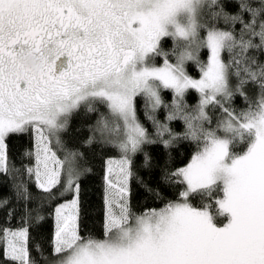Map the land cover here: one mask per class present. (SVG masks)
Returning a JSON list of instances; mask_svg holds the SVG:
<instances>
[{"label": "snow or ice", "instance_id": "6c2138e0", "mask_svg": "<svg viewBox=\"0 0 264 264\" xmlns=\"http://www.w3.org/2000/svg\"><path fill=\"white\" fill-rule=\"evenodd\" d=\"M217 6L218 0H0V175L27 177L15 185L25 205L21 226L0 228L9 264H264V63L248 55L252 49L264 55V0H236L234 14L213 12L228 30L201 19L203 9ZM164 38L173 41L175 63L162 51ZM201 48L206 62L198 58ZM155 56L164 57L162 66L152 62ZM187 61L197 63L199 79L187 74ZM249 83L258 87V98L240 112L228 107L234 92L248 100ZM161 89L173 94L166 120L183 119L184 138L197 150L165 176L185 185L181 200L136 215L127 199L131 157L157 142L137 119V97L153 113L168 109ZM189 89L200 94L191 113L183 105ZM98 104L107 115L85 143L96 132L116 136L122 153L106 161L102 239L79 230L75 160L81 153L58 155L69 117L81 106L94 112ZM209 107L223 113L215 128L205 126ZM145 114L169 147L170 128ZM29 130L34 143L23 153L30 162L21 171L9 166L7 140ZM237 145L243 150L234 151ZM30 185L53 201L58 187L61 198L73 193L54 209L50 254L39 244L29 247ZM194 196L200 207L189 202ZM8 203L4 198L0 207ZM43 219L35 213L36 224Z\"/></svg>", "mask_w": 264, "mask_h": 264}, {"label": "trees", "instance_id": "16d2710c", "mask_svg": "<svg viewBox=\"0 0 264 264\" xmlns=\"http://www.w3.org/2000/svg\"><path fill=\"white\" fill-rule=\"evenodd\" d=\"M217 7L203 9L201 19L208 20L220 29L228 30L230 27L226 25L223 17L213 19L212 13L218 12L223 8L224 12L229 14L235 13L236 0H218ZM238 32V27L236 28ZM201 35H206L202 29ZM258 43V40L256 41ZM162 51L169 54L170 62L175 61L173 53V41L171 38H164L161 44ZM208 51L201 48L198 58L202 62L207 61ZM254 56L259 62L264 63V55L257 49H252L248 53ZM225 62L231 59L227 51L222 53ZM163 56L153 57V63L159 65L163 63ZM187 74L193 77L200 76L199 66L195 61H187L185 63ZM236 79L232 78V86L235 88ZM244 91L248 100L238 92H234L228 107L235 109L237 112L245 110L249 101L254 102L258 98L259 89L254 84H247ZM160 95L168 109L161 107L153 113L151 109H146L145 98L137 97L136 112L137 119L148 131L155 143H146L141 145V150L135 153L132 158V177L128 184L127 199L131 211L136 215H141L152 209L164 207L168 202L181 200L180 192L184 190L185 185L180 183L176 178L166 179V173L175 171L177 168L184 166L192 154L197 150L194 141L184 138L186 126L183 119L166 120L169 110L172 106L173 94L171 90L161 89ZM200 94L195 89H189L184 96L183 105L187 112H193L199 104ZM149 112L155 116V119L162 124H167L170 128L173 138L165 134L164 139H171L169 147L165 148L159 142L156 136V129L153 121L145 114ZM210 118V125L206 127L215 128L218 121L222 118L223 113L215 107L207 109ZM101 115H107V109L103 105H96V111L89 112L85 106L75 111L68 120L67 129L60 133L63 143V149L58 155L63 158L65 151L79 152L75 160V168L79 172V230L82 236L102 239L104 236V220H105V161L109 156L120 155V150L115 144L110 143L108 137L95 133L92 143L86 144L85 141L89 136L93 135V129L96 127L97 120ZM34 143L33 133L29 130L27 133L12 135L7 140L9 166L21 169L30 161L24 158L25 150L32 148ZM243 145L234 147V151H242ZM145 153L150 158L149 166L144 165ZM21 180L27 181L26 176H20L11 173L7 176L0 175V200L7 198L9 203L7 206L0 207V228L10 227L16 228L21 226V218L25 213L24 201L16 196L15 185ZM32 192V201L30 210H33V216L29 226V247L32 249L36 244L41 245L46 254H50V242L55 230L54 209L57 203L64 201L72 196V193H65L61 198L59 193L63 191L62 187H58L55 191L57 199L55 201L44 198L41 193L36 192L30 185ZM193 206L200 207L201 199L199 196L190 198L189 201ZM12 212L11 218L8 213ZM39 212L43 217V221L39 224L35 223V213ZM222 219V218H220ZM35 257V251L32 252ZM0 264H9L3 255V245L0 244Z\"/></svg>", "mask_w": 264, "mask_h": 264}, {"label": "rangeland", "instance_id": "374dc122", "mask_svg": "<svg viewBox=\"0 0 264 264\" xmlns=\"http://www.w3.org/2000/svg\"><path fill=\"white\" fill-rule=\"evenodd\" d=\"M171 63H175V61L174 62H171ZM163 65V63H161V64H159V65H157V66H162ZM186 71V70H185ZM189 75V74H188ZM190 76V75H189ZM192 78H194V79H199V77L200 76H198V77H193V76H191ZM199 102H200V99H199ZM140 123V122H139ZM108 137V141L110 142V143H112V144H115L116 146H117V144H118V138L116 137V136H109V135H107V134H105V137ZM118 147V146H117ZM119 149V148H118ZM121 155H122V153H120V155H118V156H109V157H107L106 158V161H108L109 159H112V160H116V161H118L120 158H121ZM62 158V157H61ZM190 159H191V157H190ZM190 159L188 160V162L190 161ZM106 161H105V170H106ZM187 162V163H188ZM187 163L184 165V166H186L187 165ZM184 166H182V167H184ZM116 171L118 172L119 171V169L117 168L116 169ZM72 196H73V193H72ZM72 196L70 197V198H68V199H65V200H71L72 199ZM64 200V201H65ZM64 201H62V202H60V203H63ZM178 201H180V200H178ZM178 201H175V202H178ZM160 209V208H159Z\"/></svg>", "mask_w": 264, "mask_h": 264}]
</instances>
